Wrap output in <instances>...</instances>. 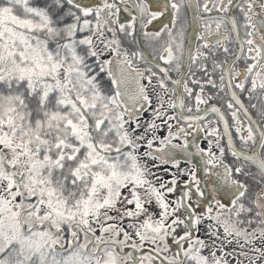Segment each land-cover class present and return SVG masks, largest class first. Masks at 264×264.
Segmentation results:
<instances>
[{"label": "snow or ice", "instance_id": "1", "mask_svg": "<svg viewBox=\"0 0 264 264\" xmlns=\"http://www.w3.org/2000/svg\"><path fill=\"white\" fill-rule=\"evenodd\" d=\"M0 264H264V0H0Z\"/></svg>", "mask_w": 264, "mask_h": 264}]
</instances>
